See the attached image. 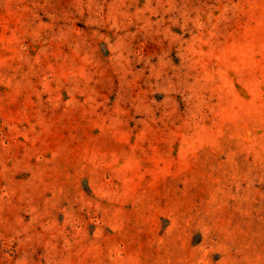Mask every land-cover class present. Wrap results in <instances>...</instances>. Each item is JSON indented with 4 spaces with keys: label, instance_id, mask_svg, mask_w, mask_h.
I'll use <instances>...</instances> for the list:
<instances>
[{
    "label": "rangeland",
    "instance_id": "1",
    "mask_svg": "<svg viewBox=\"0 0 264 264\" xmlns=\"http://www.w3.org/2000/svg\"><path fill=\"white\" fill-rule=\"evenodd\" d=\"M0 264H264V0H0Z\"/></svg>",
    "mask_w": 264,
    "mask_h": 264
}]
</instances>
